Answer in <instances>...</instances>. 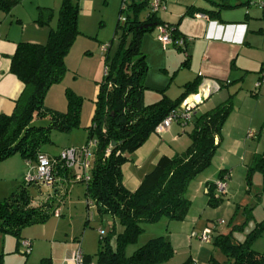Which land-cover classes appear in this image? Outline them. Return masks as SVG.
Wrapping results in <instances>:
<instances>
[{
  "label": "trees",
  "instance_id": "obj_1",
  "mask_svg": "<svg viewBox=\"0 0 264 264\" xmlns=\"http://www.w3.org/2000/svg\"><path fill=\"white\" fill-rule=\"evenodd\" d=\"M20 1L0 0V11L9 12ZM250 1L240 0L233 4L232 0H207L210 8L190 5L185 14L200 12L214 19L219 18L222 8L236 5L259 7L251 5ZM143 8L148 11L140 19ZM127 10L132 12L133 17L124 16L123 25L117 24L116 32L119 30L122 34L114 56L110 57L108 53L110 45L105 52L106 71L99 83L91 124L86 127L87 140L84 144L93 140L95 145L91 149L90 176L85 182L84 195L87 201L93 202L97 214H110L123 226V231L115 235L114 248L107 237H100L103 243L96 253L98 264H159L173 255L170 241L162 236L148 240L130 256L124 255V248L143 231L142 222H152L161 216L178 220L184 218L190 205L185 197L186 186L210 164L220 145L221 129L231 111V98L204 113L193 114L188 121L193 127L189 132L191 142L187 149L178 156L159 158L139 186L134 191L127 190L122 182L121 166L128 155L142 145L171 110L177 108L190 93H196L198 85L197 79H194L186 83L184 90L173 100L161 97L157 102L143 103L148 65L141 50V39L164 22L149 11V0L138 3L132 0L130 5L122 0L119 13ZM78 12L77 2L61 0L56 22L52 26L53 10L37 7L35 22L50 28L46 43H17L10 58L9 71L22 82L23 89L14 102L11 114H0V163L19 155L35 167L37 154H46L40 147L49 141L51 131L67 132L78 126L80 101L71 92L66 91L67 109L64 112L52 111L44 105L50 86L61 80L66 70L65 57L80 33ZM177 25L170 28L173 39L179 37ZM125 36H130L127 45ZM44 116H49L47 125L34 124L36 119ZM255 170L264 176V150L253 155L247 169L248 181ZM67 171L62 163L56 162L53 167L55 182L51 190L23 179L15 190L0 198V233H11L17 238L16 251L23 240L20 236L23 227L43 223L50 216H55L58 210L55 203L62 201L55 184L57 177L65 176ZM222 171H219L218 178ZM205 185L208 203L217 205L218 200L212 197L214 184L206 182ZM43 195L46 197L39 199ZM216 243L231 261L230 264H264V252L253 250L249 240L232 244L228 236L220 235ZM30 244L31 252V241ZM84 259L86 264L90 263L88 255L84 254ZM37 264L53 263L51 258L45 257ZM181 264L194 262L188 259Z\"/></svg>",
  "mask_w": 264,
  "mask_h": 264
},
{
  "label": "rangeland",
  "instance_id": "obj_2",
  "mask_svg": "<svg viewBox=\"0 0 264 264\" xmlns=\"http://www.w3.org/2000/svg\"><path fill=\"white\" fill-rule=\"evenodd\" d=\"M73 1L77 2L79 7L80 33L65 57L66 70L61 80L48 89L44 105L52 111L64 112L67 109L66 91L71 92L80 101L79 123L67 132L56 130L50 132L49 141L44 142L40 147V150L50 157L57 156L67 147H82L86 142V127L91 124L99 83L104 75L106 54L101 52V48L110 45L108 53L113 57L120 45L122 34L119 30L116 32L117 24L123 25L124 16L133 17L132 12L128 10L119 13L122 0ZM126 1L128 5L132 3V0ZM142 1L135 0L137 3ZM163 1L167 11L175 9L179 2V0ZM184 1L187 0H180L179 3ZM196 1L197 5L209 7L207 0ZM37 2L21 0L18 10L30 6L34 9L38 4L51 8L57 16L61 0H37ZM24 10L28 12L27 9ZM147 11L146 8L140 11V19L146 16ZM125 37L127 45L130 36ZM179 54L183 60V51ZM150 57L153 61V55L150 54ZM170 59L174 61V58ZM151 61L147 64V72L158 74L155 64ZM184 72L186 74V71ZM183 74V72L178 73L176 81H180ZM259 75L256 82L259 80ZM250 76L248 75V78ZM255 83L254 87L250 83H247L249 86L246 84L252 92L248 91L246 95L242 94L240 97L230 99L231 111L221 129L220 145L210 164L186 186L185 197L190 201V205L184 218L178 220L161 216L152 222H142L143 231L133 242L125 246V256H130L148 240L159 236L169 240L173 248V255L159 264H181L188 259L194 264H230L231 261L216 243L220 235L228 236L232 244L249 240L253 250L264 252V176L255 170L250 181L247 180V169L253 155L264 150V84L260 86V90H257ZM217 92L212 93L215 97L208 103V107H214L221 101L216 97L220 94ZM48 121L49 116H44L36 119L34 124L45 126ZM232 139H240V143L233 144ZM222 160L227 163L224 166L227 170H223L220 176L227 177L226 193L218 194L215 183L220 178L218 173ZM27 168L30 170V167ZM30 173L33 174L28 171L26 175ZM82 173V170L75 165L68 169L65 176L57 177L62 201L60 203L57 201L55 208L61 212L60 216L52 215L43 223L28 225L20 230L21 238L32 241L29 255L22 254L25 249L22 245L20 247L18 245V252L16 251L17 238L13 234L0 233V264H37L45 257L53 260L68 247L74 250L80 248L89 256L91 264H98L96 253L103 243L100 240L99 230L104 231L103 237H107L109 244L115 247V235L123 231V226L110 214L96 213L93 202L85 198V182L75 178L77 174ZM205 177L214 184L212 197L218 200L217 205L208 203L206 183L200 185ZM21 180L14 185L12 182L9 183L8 179L0 181V189H5V191L0 190L1 198L15 190ZM205 228L212 231L210 243H204L199 238Z\"/></svg>",
  "mask_w": 264,
  "mask_h": 264
},
{
  "label": "crops",
  "instance_id": "obj_3",
  "mask_svg": "<svg viewBox=\"0 0 264 264\" xmlns=\"http://www.w3.org/2000/svg\"><path fill=\"white\" fill-rule=\"evenodd\" d=\"M239 1L232 0V3L236 4ZM179 2L175 9L159 11L157 16L170 27L178 23L176 31L184 39L182 47L173 43L163 46L158 40L157 28L151 33L144 34L141 39V50L146 56L147 64L151 61L150 54L153 55L154 59L151 62L158 70V74L146 72L145 88L142 93L143 103L151 104L161 97L173 100L184 90V85L194 79L198 82L196 91L204 80L216 82L219 85L217 93L220 94L216 95L221 100L219 103L228 97L236 98L242 94L246 95L248 91H251L250 87L247 88L248 84L254 87L264 63V10L257 6L236 5L222 8L219 11V18L213 19L200 12L194 15L185 14L190 5L210 8V4L206 7L197 5L196 0ZM19 4L21 3L15 5L9 12L0 11V114L7 115L11 114L14 102L23 89L22 82L9 71L10 58L15 52L17 43L44 44L50 30L49 26H40L35 22L37 7L44 6L37 4L34 9L30 6V8L23 7V10L19 11ZM24 9L28 12L26 13ZM55 16L54 14V18ZM53 20L50 24L52 26L55 24ZM180 51L184 53L183 60L180 57ZM170 58H174V61ZM180 72L184 73L182 79L176 81L177 74ZM248 75L251 76L248 78ZM172 85H174L173 90ZM257 90H260V87ZM194 94V92L190 93L186 99L191 100L190 97ZM213 97L215 96L211 93L204 99L194 114L204 113L214 108L216 105L208 107ZM192 127V122L185 124L173 122L162 133L152 132L122 164L124 187L134 191L159 158H171L183 153L190 145L189 132ZM232 143L239 144L240 139H232ZM225 164H227L225 160H222L219 169L227 170L224 167ZM26 165L30 167V170ZM28 171L34 172V164L28 163L19 155H14L0 163V181L8 179L9 183L12 182L14 185L20 179L23 181ZM203 182H210V180L205 177L200 185ZM55 185L59 187L58 181ZM0 190L5 191L3 188ZM73 250L72 247L65 248L59 256L53 258L52 263L61 264L62 259Z\"/></svg>",
  "mask_w": 264,
  "mask_h": 264
},
{
  "label": "built area",
  "instance_id": "obj_4",
  "mask_svg": "<svg viewBox=\"0 0 264 264\" xmlns=\"http://www.w3.org/2000/svg\"><path fill=\"white\" fill-rule=\"evenodd\" d=\"M251 5L256 4L260 8L264 9V0H251ZM166 10V5L163 0H149V11L157 14L159 11ZM158 40L163 46L173 43L178 47L184 45V39L179 36L173 39L170 33V26L166 23L160 24L157 27ZM108 49V45H104L101 48V52L105 53ZM106 69L104 68V72ZM264 84V69L260 71L259 80L255 83V88L258 89ZM219 85L212 81H203L197 88L194 98L191 100L185 99L177 108L171 110L153 129V133L159 134L166 130L173 122L187 123L192 118L194 111L198 105L203 102L211 93L217 91ZM196 97V100H195ZM217 140V139H216ZM95 145V141H89L88 144H84L82 147L74 148L67 147L61 151L57 157L50 158L44 153H38L35 159V167L33 174L30 173L25 176L27 182L32 181L39 185L51 190L52 185L55 182L53 167L56 162L62 163L66 169L77 165L81 170L82 174H77L75 178L79 181L86 182L89 179L88 172L90 168L91 149ZM108 152V150H107ZM30 163V162H28ZM226 175L219 178L215 183V188L218 194L226 193ZM43 195L39 199L45 198ZM55 216H59V211L55 212ZM100 237H103L104 231L99 230ZM212 231L209 228H205L200 235V240L204 243L211 242ZM21 245L25 248L22 251L23 255L30 253V241L23 239ZM61 264H86L84 254L80 248L73 250L68 256H65ZM91 264V263H89Z\"/></svg>",
  "mask_w": 264,
  "mask_h": 264
},
{
  "label": "bare ground",
  "instance_id": "obj_5",
  "mask_svg": "<svg viewBox=\"0 0 264 264\" xmlns=\"http://www.w3.org/2000/svg\"><path fill=\"white\" fill-rule=\"evenodd\" d=\"M190 98H193V96H191ZM196 98V97H195Z\"/></svg>",
  "mask_w": 264,
  "mask_h": 264
},
{
  "label": "water",
  "instance_id": "obj_6",
  "mask_svg": "<svg viewBox=\"0 0 264 264\" xmlns=\"http://www.w3.org/2000/svg\"><path fill=\"white\" fill-rule=\"evenodd\" d=\"M201 83H202V82H201ZM199 86H200V85H199ZM199 86H198V87H199Z\"/></svg>",
  "mask_w": 264,
  "mask_h": 264
}]
</instances>
